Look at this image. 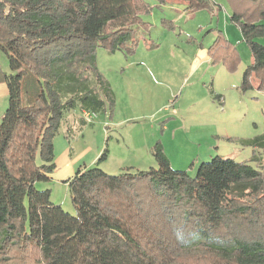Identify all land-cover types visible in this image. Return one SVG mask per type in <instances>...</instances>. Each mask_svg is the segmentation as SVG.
I'll return each instance as SVG.
<instances>
[{
  "label": "trees",
  "instance_id": "trees-1",
  "mask_svg": "<svg viewBox=\"0 0 264 264\" xmlns=\"http://www.w3.org/2000/svg\"><path fill=\"white\" fill-rule=\"evenodd\" d=\"M155 1L211 8L210 0ZM228 1L252 58L240 89L254 81L263 91L264 45L256 39L264 38V0ZM148 11L142 0H0V51L10 70L0 71L8 89L0 121V264H264V170L249 163L216 156L190 177L173 170L156 144L155 168L109 175L98 167L105 147L93 167L80 166L64 181L74 215L35 188L55 170L53 141L65 114L113 110L96 52L134 53L145 40L139 32L149 28L139 16ZM208 54L211 65L237 69L239 52L220 31ZM245 143L262 147L264 135ZM255 228L259 236L246 238Z\"/></svg>",
  "mask_w": 264,
  "mask_h": 264
},
{
  "label": "rangeland",
  "instance_id": "rangeland-1",
  "mask_svg": "<svg viewBox=\"0 0 264 264\" xmlns=\"http://www.w3.org/2000/svg\"><path fill=\"white\" fill-rule=\"evenodd\" d=\"M179 3L170 2L172 11L169 12L162 11L163 7L157 3L147 13L140 14L149 28L139 32V37L146 41L141 40L134 53L125 56L121 52L97 50V69L113 92V110L97 114L89 123L79 109L67 112L53 141L55 170L48 182L35 184L39 191L49 190L50 201L65 212L74 215L62 179L73 170L76 172L82 161L88 162L99 151L98 158L105 147L107 159L98 167L109 175L121 173L119 166L127 165L134 157L141 158L142 161H135L143 164L144 170L155 168L156 162L149 151L156 144L163 148L173 170L183 171L190 177L195 176L200 164L216 156L264 170V144L254 148L245 143L264 135V90H257L254 81L252 89L246 92L240 89L243 71L252 62L244 41L235 46L239 52L235 72L210 64L201 76L177 71L172 77L171 71L159 74L150 65L134 63L142 58L168 61L172 53L179 54V48H186L183 40L191 38L194 27L200 29L202 37L208 32L207 35L212 32L217 35V14L222 5L177 13ZM220 24L223 27V17ZM240 40H243L241 35ZM256 42L264 45V38ZM146 69L150 72L148 75H144ZM193 84L199 105L187 94ZM216 94L221 95V101ZM202 116L203 123H196ZM254 154L256 162H251ZM74 158L77 165L71 168L69 163ZM231 229L230 232L235 231ZM245 235L246 238L259 236L256 228Z\"/></svg>",
  "mask_w": 264,
  "mask_h": 264
},
{
  "label": "crops",
  "instance_id": "crops-1",
  "mask_svg": "<svg viewBox=\"0 0 264 264\" xmlns=\"http://www.w3.org/2000/svg\"><path fill=\"white\" fill-rule=\"evenodd\" d=\"M142 1L145 3V5L149 9H152V7L154 5H157V2L155 0H142ZM178 2H181V1H178ZM169 4L161 5L163 7L162 11H164V10H165L164 12L172 11V9L170 8L171 4L170 5ZM179 4L180 5H178V7L175 9V11L177 13H181L184 10H186V8H187V4H185L184 2H181ZM210 5H219V6L222 5V10L219 7L220 12L217 14L218 15L217 16L218 24L216 25L217 30L220 31L224 35L225 39L227 38L226 40L229 43L233 44L234 46L241 45V42L243 41V40H240L241 34L239 35L238 28L230 20V17L232 15L231 6L228 5V3H226L225 0H210ZM221 17H223V19H224L223 27L220 26L221 25L220 24L221 23ZM200 33H201L200 29H197V27H194L191 38L183 40V44L186 46V48H184V49L179 48V50H180L179 54L177 52H176V54L172 53L171 57L168 59V61H166L164 58H161L160 60H157V61L152 60V59H149L148 61H146L147 58H142L139 60V62H134V63L135 64L144 63L148 66L150 65L149 67L153 70H156L159 74L168 73L171 71L172 77L174 76L173 72H177V71H185L186 74H189L192 76H195V75L201 76V74L203 75L208 70L207 68L211 64L210 57L208 54V48L211 46V44L213 43L216 36H215L214 32L207 35L209 33L208 32L203 37ZM208 38H210V39H209V41L206 42L205 39H208ZM188 48H190V49H188ZM129 65H131V63H129L128 66ZM218 65H221V64H217V65H213V66H218ZM0 71L5 73V74L10 73L7 58L4 55V53H2L1 51H0ZM148 73H150V72L146 69L144 75H148ZM196 80H198V79H196ZM193 87H194V84L191 85V87H189L190 90L187 92V94H188L189 98L193 100L194 104L199 105L200 104L199 96H198V93L196 92V90L193 89ZM216 95L221 97V95H219V94H216ZM220 101H221V99H220ZM7 107H8V89L6 87V84L4 82L0 81V121H1V117H2L3 113L7 109ZM196 123H199V124L203 123V116H202L201 120L197 121ZM164 129H165V126H164ZM165 131H167V130H165ZM84 133H85V131L83 132V136H84ZM68 143L70 146L71 145L70 142H68ZM72 150H73V148L71 147L70 152H69V157L72 154L71 153ZM149 152L151 153V151H149ZM98 155H99V151L96 152L88 162L82 161L81 162L82 164L80 163L81 165L79 164L78 168L80 166H85L86 168L93 167L94 163L98 159L97 158ZM134 159L137 161H142L140 157L139 158L134 157ZM74 160H77V158L70 160L69 165L71 166V168H73L77 165V162L74 163ZM135 160L127 163V165L124 163L122 165H120L118 168L119 171L123 170L125 167H132L133 169L144 170L145 166H142L143 164L138 165V162H136ZM149 163L151 164L150 161H149ZM177 169H180V168H177ZM73 171L71 172V174L67 178L62 179V181L64 182L66 180H69L75 173ZM64 185L67 186V184H65V183H64Z\"/></svg>",
  "mask_w": 264,
  "mask_h": 264
},
{
  "label": "built area",
  "instance_id": "built-area-1",
  "mask_svg": "<svg viewBox=\"0 0 264 264\" xmlns=\"http://www.w3.org/2000/svg\"><path fill=\"white\" fill-rule=\"evenodd\" d=\"M83 119L86 120L88 123L91 122L92 118L96 116V114L91 112H83Z\"/></svg>",
  "mask_w": 264,
  "mask_h": 264
}]
</instances>
